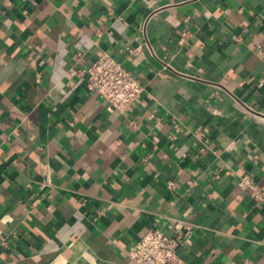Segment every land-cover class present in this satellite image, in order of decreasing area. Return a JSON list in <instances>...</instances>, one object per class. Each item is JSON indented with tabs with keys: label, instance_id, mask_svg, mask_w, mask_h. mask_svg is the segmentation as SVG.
Returning <instances> with one entry per match:
<instances>
[{
	"label": "crops",
	"instance_id": "obj_1",
	"mask_svg": "<svg viewBox=\"0 0 264 264\" xmlns=\"http://www.w3.org/2000/svg\"><path fill=\"white\" fill-rule=\"evenodd\" d=\"M108 53L144 91L85 89ZM264 0H0V264H264Z\"/></svg>",
	"mask_w": 264,
	"mask_h": 264
},
{
	"label": "built area",
	"instance_id": "obj_2",
	"mask_svg": "<svg viewBox=\"0 0 264 264\" xmlns=\"http://www.w3.org/2000/svg\"><path fill=\"white\" fill-rule=\"evenodd\" d=\"M86 74L85 89L102 97L110 111L126 113L144 91L142 81L108 53H103L91 64ZM238 186L249 190L256 201L264 199V191L254 179L240 178ZM179 245V237H169L159 229H151L126 253L135 264H183Z\"/></svg>",
	"mask_w": 264,
	"mask_h": 264
}]
</instances>
